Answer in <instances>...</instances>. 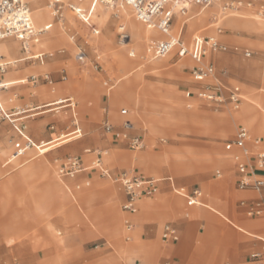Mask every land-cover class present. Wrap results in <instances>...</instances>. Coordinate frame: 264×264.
<instances>
[{"label":"rangeland","instance_id":"1","mask_svg":"<svg viewBox=\"0 0 264 264\" xmlns=\"http://www.w3.org/2000/svg\"><path fill=\"white\" fill-rule=\"evenodd\" d=\"M25 1L29 3L36 28L48 27L36 47V50L46 52L47 59L44 65L38 63L10 65L4 76L0 75V81L7 80L12 75L10 72L15 74L16 70L26 67H40L39 72L29 75L50 73L55 85L47 86L48 84L42 80L37 85L18 84L13 86L11 94H7L9 90L4 81L1 85L6 89L0 91V100L8 113L55 101L50 103L48 108L44 106L41 107L43 109L30 112L33 114L47 110L49 113H42L27 120L28 133L35 141V145L45 141L43 150L48 153L39 156V152L32 148L5 168L2 165L13 155L15 143L22 140L16 134L12 123L0 119V151L3 152L0 179L5 176L0 181V264H29L25 258H29L35 264H42L48 259H58L61 264H135L137 260L140 262L137 256H128L121 249V246L134 242L129 236V230L133 228L128 229L127 221L133 222L134 229L143 224L140 238L149 240L154 237L159 215L145 214L140 210L136 214H131L122 208L127 200L121 183L117 181L122 174H140L161 179L159 189L162 193L157 192L158 194L152 197L143 198L141 205L144 210L148 201L159 202L163 195L167 199L166 211L159 213L162 221L159 241L162 246L170 245L164 243L161 237L163 227L168 222L179 229V243L185 240L188 212L205 210L217 216L223 225L229 226L221 214L228 217L230 215L220 203L208 206L192 205L188 199L176 195L165 178L173 177L178 185L189 190L199 188L202 190L204 203L210 201L208 184L216 181L222 183L226 175L232 173L230 178L233 186V176L237 170L231 153L226 150V144L234 139L239 127L245 126L251 130L252 126L245 122L233 125L234 122L226 118L246 110L253 112L264 122L262 104L264 15L257 14L258 8H243L226 16L222 14V7L218 6L212 8V12L205 11L203 14L201 10H194L190 12L188 18L183 19L184 21L180 18L185 27L181 26L182 21L177 19L179 22L172 33L179 36L182 31V39L190 46L196 37L217 36L220 27L223 31L219 39L230 46L241 48L239 52L229 51L212 55L210 60L215 65L216 77L203 83V85L221 83L225 96L228 95L229 88L239 86L243 101L239 109L234 110L230 104L217 108L214 104L197 98L196 93L203 86L192 77L193 62L190 58L179 59L174 54L159 59L148 56L146 48L151 40H166V36L154 32L150 40H145L144 45L135 50V56L131 55L134 52L131 47L134 43L133 38L122 42L120 37L123 32L121 27H125L121 16L123 6L114 9L104 5L96 7L92 21L100 30V34L95 36L91 28L83 24L68 9L67 5L74 0H63L65 10L62 22H57L54 11L49 8L48 0H40L36 7L28 0ZM90 2L91 0H86V5ZM39 9L49 12L47 20L40 22L37 19L35 14ZM131 16L133 20L139 22L133 12ZM204 26L205 29H201ZM124 31L133 36L126 29ZM73 34L77 35L75 41L70 38ZM78 46H82L88 54L86 65H81L76 59ZM2 47L7 52L0 51V55L6 61L14 63L21 57L20 49L11 57V49L15 48L16 51L18 49L17 41H2L0 48ZM246 49L252 52L250 58L244 55ZM97 55L101 56L102 69L99 71L93 68ZM179 66H182L181 69H178ZM65 73L67 80L61 81ZM16 74L17 78L23 77L22 81L25 82V73ZM58 83H70L66 86L68 92L59 91ZM35 92L37 93L34 94ZM188 93L191 95L187 96ZM14 96L17 98L13 100ZM68 97L75 103L73 109L64 101ZM88 108L91 111H87ZM123 109L128 111L125 117L121 114ZM198 111L201 114H198ZM114 113L117 114V119L113 117ZM74 116L81 129L80 137L73 132L77 128ZM136 117L138 123L135 122ZM106 119L116 126L112 134H107L103 128ZM126 119L134 123L133 133L144 138L145 149L132 150L122 136L120 137L122 124ZM222 122L233 125L232 129H224ZM52 126L55 128L51 129ZM252 132L257 137H264V134ZM61 134L63 138L59 137ZM164 149L161 155L164 157L158 159L157 163L173 169L171 163L169 166L160 161H170V150L175 152L176 149H181V153L193 157L188 162L191 169L183 173H173L167 169L153 168L150 165L152 161H145L144 157L148 153L143 152L157 153L154 157L156 160L160 158L158 153ZM86 150H90V153H86ZM212 151L228 156L231 164L229 169L223 164H212L209 161ZM98 155L102 159L103 167L110 171V178L102 176L100 169L95 167L94 162ZM126 156H135L136 162H129ZM73 157H79L88 170L75 178L61 176L59 173L61 166L67 164ZM217 170L222 171V177H216ZM48 181L54 184L46 189L41 188ZM16 186L21 187L17 192L14 191ZM233 188L235 190L236 186ZM89 192L96 198L93 203L98 209L102 210L108 204H115V210L122 217L121 225L104 233L89 232L80 224L76 213L71 217H65L63 214L65 200L82 203L81 195ZM256 195L258 197V194ZM91 200L92 198L88 201ZM233 209L241 221L257 220V217H249L243 212L244 209L239 206V199L233 200ZM47 213L51 215L47 218L40 217ZM196 217L191 215L193 219ZM48 225L61 240V244L51 243L47 236ZM205 225V221L197 222L196 235L191 246L193 253L198 244L196 238L204 231L206 234L204 242L209 239L208 227ZM16 228L19 230L18 239L9 242L4 230L13 231ZM256 233L264 239V224L257 227ZM115 235L118 236L113 237ZM228 248L230 252L224 254L219 264H246V258L249 261L252 254L264 253V241L259 238L241 239L230 244ZM129 249L130 247H127L125 250ZM137 253L146 255L141 247L137 248ZM165 258H161L155 264H161ZM179 259L186 264H194L189 258Z\"/></svg>","mask_w":264,"mask_h":264},{"label":"built area","instance_id":"2","mask_svg":"<svg viewBox=\"0 0 264 264\" xmlns=\"http://www.w3.org/2000/svg\"><path fill=\"white\" fill-rule=\"evenodd\" d=\"M84 0H77L76 4H70L69 8L75 15L91 28L93 35L97 36L100 31L95 24L91 21V16L94 8L97 4L107 6L111 9L120 5L129 6L136 19L145 25L148 29L157 31L160 34L167 37L166 40H152L149 44V52L153 59L165 58L172 53H176L180 59L189 57L192 59L196 66L192 71L193 78L196 82L203 84L207 80L216 77L215 66L211 63H206L205 59L208 55L215 52H226L228 47L220 42L217 37H196L193 39L190 46H188L181 37L171 36L172 26L174 19L178 14L185 15L189 12V5H198L202 8H209L220 4L222 7V14L228 15L233 12H239L243 8H255L257 7V14L264 15V0H93L90 12L87 14L81 7ZM51 8L58 16L59 22L63 21L62 6L60 0H49ZM48 27L44 29H37L32 18L31 9L25 0H0V41L9 39L16 40L20 43L25 57L22 60L14 63L6 62L2 56H0V75L7 72L10 65L18 64L21 61H35L41 65L45 64L46 54L32 53V47L37 45L41 41L42 35L47 31ZM218 33H222V28H218ZM121 41L127 42L130 39L129 33L123 30L120 34ZM247 57H251L252 53L245 52ZM76 59L81 65H86L88 56L86 51L78 47ZM101 56L97 55L96 60L93 63V68L96 71L102 69ZM44 81L47 84H53L54 81L49 74L43 76L33 75L23 84L30 83L32 85L39 84L40 81ZM66 80V76L63 77ZM6 89L5 86H0V90ZM188 93L187 96H190ZM196 96L198 99L214 104L217 108H221L225 104H230L234 110H238L243 101V94L239 86L231 87L228 90V95L223 94V86L221 83L211 85H203L198 89ZM67 106L75 107L73 100H66ZM64 104V103H62ZM31 110L29 109H17L14 113H8L3 107L0 100V119L8 120L14 125L15 131L22 137L26 143L22 145L16 144L17 153L16 157L22 155L26 150L30 148H36L40 153L42 144L36 146L31 139H29L25 133L24 125H17L20 120L26 118L27 114ZM122 114H127L126 110L122 111ZM16 116H18L16 118ZM77 128L74 135L81 136V129L78 127V123L75 122ZM125 130H131L132 124L126 121L123 124ZM104 129L107 134L114 132V127L109 122H105ZM122 138L127 143L129 148L135 151H141L145 149V141L139 136H133L128 132L122 134ZM252 142V135L246 127H241L235 140L226 145L228 152H235L233 155L234 162L238 171L237 188L240 191L254 192L258 194V199L254 201L243 200L240 205L246 210V215L249 217H260L264 214V138H256L255 142L258 144L256 151L252 152L248 148V144ZM100 155V154H99ZM94 162L96 168L100 169L101 175L104 177H111V173L108 169L102 165V159L99 157ZM88 168L84 166L82 160L79 157H73L68 160V163L62 165L59 173L63 177L75 178L78 174L87 171ZM216 177H222L221 171H216ZM117 181L121 183L127 196V200L123 205V209L130 213L136 212L135 203L142 197H152L156 194L159 188L160 180L154 178H144L138 175L122 174L117 178ZM173 186L174 182L171 178L168 179ZM80 188V186H77ZM175 188V192L178 195L188 199L192 205H202V192L199 189L187 192L182 188ZM128 229H132V224L127 221ZM162 238L166 242L177 241L178 232L171 225H166L163 230ZM165 264H179L167 262ZM247 264H264V253H254L250 257Z\"/></svg>","mask_w":264,"mask_h":264},{"label":"crops","instance_id":"3","mask_svg":"<svg viewBox=\"0 0 264 264\" xmlns=\"http://www.w3.org/2000/svg\"><path fill=\"white\" fill-rule=\"evenodd\" d=\"M60 1H61V6H62V15H63V18H64L65 2L63 0H60ZM48 2H49V0H48ZM76 3H77V0H74V1L70 2L67 5L68 9L70 10V8H69V5L70 4H76ZM92 3H93V0H91V2L86 5V0H84V2L81 4V7L84 9V11L87 14L91 10ZM28 5H29V3H28ZM97 6H99V4H97ZM191 6L192 7L190 9H192V10L190 12H192L194 10H197L198 11V9L202 8L201 6H198V5H191ZM212 7H214V6H212ZM212 7H209V8H212ZM95 8H94V10H95ZM127 8H129V7H127ZM129 9L132 11L131 8H129ZM203 9L205 10V8H203ZM206 9H208V8H206ZM70 11L73 12L72 10H70ZM202 12H205V11H202ZM31 13H32V11H31ZM54 13H55V11H54ZM189 15H190V13H189ZM92 16H93V13H92ZM92 16H91V21H92ZM188 16L185 17V18H188ZM55 17H56V20L58 22L59 21L58 20L59 18L56 15V13H55ZM179 17H180V15H178L174 19L173 27H174V25L178 24L179 21L177 22V19L181 20ZM185 18H182V19H185ZM92 23H93V21H92ZM83 24H85V23H83ZM140 24H142V23L140 22ZM145 28H147V27H145ZM148 30H150V29H148ZM174 30H175V27H174ZM174 30L172 29V32ZM150 31H153V30H150ZM222 31H223V29H222ZM154 32H157V31H154ZM172 32H171V36H173V37H181V39H182V34H183L182 31H180L179 36L173 35ZM157 33H159V32H157ZM219 35L220 34L217 32V36H208V37H217L219 39ZM76 36H77L76 34H73L70 37L71 40L72 41H75L76 40ZM130 37H131V35H130ZM208 37H206V38H208ZM9 40H13V39H9ZM152 40H157V39H152ZM219 40H220L221 43H223L224 45H226L228 47V50L226 52H229V51L239 52L241 50V48L239 46H230L229 44L223 42L221 39H219ZM5 41H8V40H5ZM0 42H2V41H0ZM126 45L128 46V44H126ZM37 46H38V44L37 45H34L32 47V53L33 54H38V53H44V54H46V52H44L42 50H36V47ZM78 47L83 48L82 46H78ZM19 49L21 51V57L18 58L17 61L22 60L25 57V53L23 52L20 43L18 42V49H17V51L15 50V48L11 49V57L13 55H15L18 52ZM146 51H147L148 56L149 57H152L151 56V53L149 52V45L147 46ZM247 51L251 52L249 49H246V50H244V55H245V52H247ZM226 52H215V53H211L210 55H208L206 57L205 62L207 61L206 63L213 64L211 62V60H210L212 55H215V54H218V53H226ZM172 54H174L175 56H177L175 52L172 53ZM131 55H134L135 56V50H134V52L131 53ZM87 56H88V54H87ZM245 57H247V56L245 55ZM247 58H250V57H247ZM3 59L5 60L4 57H3ZM46 59H47V54H46ZM190 60L193 62V66L191 68V74H192V71H193L194 67L196 66V64H195V62L192 59H190ZM6 62H8V61H6ZM19 63H23L25 65L27 63H38V62L31 61V60H27V61H21ZM181 67L182 66H179L178 69H181ZM39 70H40V67H26V68L21 69V70H16L15 71V74L16 73H25L24 74L25 75L24 76L25 77L24 80L26 81L31 76H33V75H29L30 73H37V72H39ZM9 74H12V75L9 76L7 78V80H5L6 81L7 88L9 90V93H7V94H11V89L13 88V86H16L18 84H23L22 83L23 82L22 81L23 77L22 78H20V77L17 78L16 77L17 74L15 75L14 72H10ZM46 74H49L51 76L50 73H46ZM43 75H37V76H43ZM64 76H66V80H67V74L65 73V74H63L61 81H66V80H63V77ZM192 77H193V75H192ZM69 84L68 83H58V86H59L58 87L59 88L58 90L61 91V92L67 91L68 88L66 86H68ZM53 85H55V83L48 84L47 86H53ZM201 85L203 86V84H201ZM123 90H127V92L131 93L128 89H124L123 88ZM52 91H53V89H52ZM53 92H55V91H53ZM36 93L37 92H35L34 94H36ZM169 93H170V91H169ZM27 94H29V92L26 93V95ZM70 99H72V98H69L68 97V98H65L64 101L70 100ZM54 101L55 100H53V101H51L49 103H46V104H44L42 106H37L35 108H30V109L27 108V109L31 110L30 112H33V111H36V110L43 109L41 107H44V106H46L44 108H48V105L50 103L54 102ZM262 104L264 105V103H262ZM48 110H50V109H48ZM52 110L55 111V109H52ZM123 110H126V109H123ZM46 111L47 110L42 111V112H36V113H33V114H30V112H29L27 114V116H26L25 119L20 120L17 123V125H24L25 126V128H26L25 129V133H26L27 137L33 141V143L35 141L33 140V138L28 133L27 120H29V119H31V118L39 115V114H42V113H49V112H46ZM53 111H50V112H53ZM87 111H91V109L88 108ZM122 111H121V114H122ZM139 113L144 118V116L141 114V112H139ZM127 114H128V111H127ZM127 114H125V115L122 114V115H123V117H125ZM198 114H201V112L198 111ZM113 117H115L117 119V114L114 113L113 114ZM137 119H138V117L135 118V122L136 123H138ZM226 119H231L234 122L233 125H238L241 122L242 123L245 122V123H249L252 127H257L261 123V119L257 118V116H255L253 114V112H249V111H246V110H243V111H241V112H239V113H237L235 115H232L231 118H226ZM226 119H224V120H226ZM73 120H74V122H77L75 116L73 117ZM144 120H145V118H144ZM126 121H129L132 124V129L131 130H128L127 131V130L124 129L123 124ZM105 122H109L114 127V130L116 129V126L109 119H106L104 121L103 128H104ZM123 124H122V129H121V132H120L121 133L120 134V137L122 136L123 133L128 132V133H130L133 136H139V137L143 138L142 136L136 135V134L133 133L134 123L131 120L126 119V120L123 121ZM233 125H231L230 123H227V122H222V126H223L224 129H228V130L230 129L231 130L232 127H233ZM13 127H14V125H13ZM241 127H245V126H241ZM241 127H239V129ZM54 128H55V126H52L51 127V129H54ZM238 130H237V132H238ZM249 131H250V133L252 135V142L248 144V148L252 152H254V151H256V149L258 147V144L255 142V139L256 138H264V137H257L256 134H254L251 130H249ZM237 132H236V134H237ZM16 134L19 136L20 140H22V142H17V143H20L22 145H25L26 141L22 137H20V135L17 132H16ZM236 134L234 136V139L229 140L227 142V144L230 143V142H232L233 140H235ZM61 135L59 136L60 138H62ZM17 143H15V146H14L15 147V151H14L13 155L11 156V158L8 161H5L4 162V164L2 165L3 168H5L10 163H12L14 160L23 157V155L26 152L32 150V148H30V149L26 150L22 155L16 157L15 154L18 151L17 148H16V144ZM41 144H42V146H41L42 148L39 147V145H41ZM44 145H45V141H42L40 144L36 145V146H38L40 148V153H39L40 155L39 156L45 155L46 153H48V151H44L43 150ZM254 147H256V148H254ZM165 149L161 153H158V156L160 158H157L156 160H154V157L156 156L157 153H153V152H150V153L149 152H143V153H148L147 156L144 157L145 161H148V160L152 161L150 163V165L153 168L167 169V170H170L173 173H183V172L189 171L191 169V168H189L190 166H189V163L188 162H189V160H192L193 157H191L190 154L187 155V154L181 153V151H182L181 149H176L175 152H173V151L170 150L169 159H170V163L174 166L173 169L172 168L170 169L167 166H163L159 162L157 163L156 161H159L158 159H162V157H164V156H161V155H163V152L165 151ZM85 152L86 153H90V150H86ZM230 153H231V157L233 159V155H234L235 152H230ZM134 157H127L126 156V159L129 162H131V163L132 162H136ZM208 159H209V161L212 164H214V163L223 164L226 167V169H229V167L231 166L230 161L228 160V156L227 155H224V154H221L218 151H212L210 153V156H209ZM2 160H3V152L0 151V162ZM233 161H234V159H233ZM139 165L145 166L144 164H140V163H139ZM234 165L236 167L235 162H234ZM33 169L35 170L34 166H33ZM236 170H237V168H236ZM219 171H221V170H219ZM137 175L138 176H141V177H144V178H152V177H146V176H143V175H140V174H137ZM215 175H216V172H215ZM231 175H233V174L232 173H228L226 175V177L224 178V180H223L222 183H220L219 181H216V182H213V183L208 184L207 185V191H208L209 196H210V201L208 203H204L203 202L204 201V196H203V193H202V199H201L202 205H200V206H204V205H206V206H208V205H215L216 202L217 203H220L224 207V209L227 210V213H229V215L232 218V220L240 228H243L245 231H247V233L246 232L239 231L238 229H236L232 225H229L230 227L223 225L221 223V221L218 220V217L215 216L214 214H211L210 212H207V211L203 210V211H199V212H196L195 213L193 211L191 213L190 212L187 213L188 220L186 221V224H185L186 225L185 226V240L183 242L179 243V241H180V231H179V229L175 225H173L172 223H169L168 222V223H166L164 225V227L166 225H168V224L171 225L172 227H174L177 230V232H178V237L179 238H178L177 241H171V242H166L162 238V241L164 243L170 244V245L162 246L161 243H160V241H159L160 226H161V222H162L161 221V216H160L161 214H159V213L160 212L162 213V212H165L166 211V208H167V199L163 195L160 198L159 202H157V201H148V202H146L145 209L142 210L141 200H143V198H145V197H142V198H140L137 201L136 212L131 213V214H136L138 212V210L142 211L145 214L155 213L157 216L159 215L158 216V220H159L158 226L155 229L154 237L152 239H149V240H144V239L140 238V233H141L142 228H144V225L143 224H140L136 229H134L133 222L132 221H129L132 224V226H133V230H129L130 231L129 236H130V239L132 238L131 241H134V242H132V243L129 242V243H127V245L121 246V249L123 250V252L125 251L124 253L126 255H128V256H131V255L137 256L140 259V262H137L138 261L137 260V261H135V264H155L157 261H159L163 257H166V258L161 262V264H165L167 262L179 263V264H186V263L182 262L179 258H182L184 260H188V258H189V260L191 259V262L194 263V264H219L221 262L222 258L224 257V254L230 252V249L228 248L230 244L236 243V242H238L241 239L248 240L250 238H259L262 241H264V239L261 238V237H259V235L256 233L257 227L259 225L264 224V215L263 216H260V217H257V220H255V221H241L240 218L236 215V213H235V211L233 209V200H235V199H239V206H241L240 205L241 201H243V200L254 201V200L258 199V197H257L256 193H254V192H250V191L243 192V191H240L237 188L238 171L235 173V176H233V178H234V184H233V186L234 185L236 186V188H235L236 191H235L234 188H233V186L231 185V178H230ZM169 178H171L173 180L174 186L176 188L185 189L187 192H192L193 191V190H189L185 186L178 185L175 182V180H174L173 177H167V178H165V180L168 181ZM168 183H169L170 187L172 188V191L175 192V188H174L173 184L170 181H168ZM53 184H54L53 182L48 181L41 188L46 189L47 187H50ZM20 188H21L20 186H16V188L14 189V191L17 192ZM159 188L157 190L158 193L160 192V189ZM200 191L202 192V190H200ZM160 193H162V192H160ZM176 195H178V194L176 193ZM178 196H181V195H178ZM181 197H183V196H181ZM212 197H214V198H212ZM80 198L83 199L82 200V203H77V202H74L73 200H72L73 202L71 203V202L65 200V202L67 204L68 203L70 204V205L68 204L69 206L66 203L64 204L65 205V208H64L63 214L65 215V217H71L73 214L76 213L77 216H78V218H79V220H80V224L85 229L89 230V232H101V233H104V232L113 230L116 227H118L119 225H121L122 217L115 210L116 208H115V204L114 203L108 204L106 207H104L101 210V209H98L97 207L94 206V203L93 202L95 201L96 198L94 197V195L92 193H90V192L89 193H83ZM90 198H92V200L91 201H88V200H90ZM243 212L246 214V210L245 209H244ZM50 215H51L50 213H47V214H45L43 216H40V217H45L46 216V218H47ZM191 215H196L197 217L195 219H193V218L190 217ZM201 221H205L206 222L205 227H208V231L207 232H208L209 239H208V241L206 243L204 242V239H205V236H206L205 231H204L203 234H201L198 238H196V240L198 241V244H197V246L195 248V252L193 253L191 251L192 240H194V237L196 235L197 222H201ZM164 227H163V230H164ZM47 230H48L47 231V236H49L48 238L51 241V243H53L55 245L61 244V240L58 239V237L55 235V233L52 230V228H51L50 225L47 226ZM163 230H162V234H163ZM18 231H19L18 228L14 229L13 231L10 230V229H5L4 230V235L6 236V239L9 242H13L14 239L15 240L18 239V235H17ZM117 236L118 235H115L113 237H117ZM135 236H136L137 239H135ZM161 237H162V235H161ZM127 247H130V249L128 251L125 250ZM140 247L144 249L146 255L143 256V255H140L139 253H137V248H140ZM25 259L27 260V262L29 264H35L32 260H29V258H25ZM142 261H143V263H142ZM153 261H154V263H152ZM245 261H246V264H247L248 263L247 258H246ZM48 263L61 264V262L58 259H53V260L52 259H48V260H46L42 264H48Z\"/></svg>","mask_w":264,"mask_h":264},{"label":"bare ground","instance_id":"4","mask_svg":"<svg viewBox=\"0 0 264 264\" xmlns=\"http://www.w3.org/2000/svg\"><path fill=\"white\" fill-rule=\"evenodd\" d=\"M29 2H31L35 7H36V5L38 4V2L40 1V0H28ZM100 5V4H99ZM120 6H123L122 7V9H123V12H122V22L124 23V25H125V27L124 26H122L121 27V29L122 30H127V31H129V32H131L132 33V35L133 36H131L132 38H133V41H134V43H133V45L131 46V47H133V49L134 50H137V49H139V48H141L143 45H144V43H145V40H150L151 39V37H152V35H153V33H154V31H150V30H148L147 28H144L143 26H142V24H140V22H137V21H135V19L133 20V18H132V12H131V10L129 9L130 7L129 6H127V5H120ZM126 6V7H125ZM221 7V5L220 4H218V5H216V6H214V7ZM127 7H129V8H127ZM192 6L191 5H189L188 6V8L190 9ZM214 7H212V8H214ZM50 9H51V6L49 7ZM212 8H209V9H203V8H200V9H198V10H201V11H210ZM96 9V8H95ZM111 9V8H110ZM36 10V9H35ZM192 9H190L189 10V12H187L185 15H183V14H178V15H180V17L179 18H185V17H187L188 15H189V13H190V11H191ZM36 12V11H35ZM37 14H35V16L37 17V19L40 21V22H43V21H45V20H47L48 19V16H49V12L47 11V10H45V9H42V10H37V12H36ZM204 12H202V14H203ZM201 16V15H200ZM183 20V19H182ZM182 20H180V21H182ZM184 21V20H183ZM183 21H182V23H180L181 24V26H184L185 27V25H184V23H183ZM183 24V25H182ZM174 27H175V25H174ZM174 27H173V30H174ZM201 29H205V26L204 27H202ZM173 33V32H172ZM0 51L1 52H3V53H6L7 52V50H5L3 47L2 48H0ZM7 75V74H6ZM4 76V75H3ZM5 81V80H4ZM4 81H0V86H2L1 84L4 82ZM0 91H2V90H0ZM17 97L16 96H14V98H12L13 100L14 99H16ZM251 130L252 131H254L255 133H260V134H264V122L261 120V123H260V125H258L257 127H252L251 128ZM264 136V135H263ZM61 137L63 138L64 136L63 135H61ZM254 148H256V147H254ZM104 153V152H103ZM33 160V159H32ZM30 162V161H29ZM160 162H162V163H164V165L165 164H167V165H169L170 166V161H160ZM21 167V166H20ZM5 178V176L3 177V178H1V179H4ZM1 179H0V181H1ZM139 200V199H138ZM137 200V201H138ZM137 201H136V203H135V206L137 205ZM143 208V207H142ZM145 208V207H144ZM217 213H219L218 211H216ZM219 214H221V213H219ZM221 216H223V218L230 224V225H232V226H234L236 229H238L239 231H242V232H246L247 233V231H245L243 228H240L233 220H232V218L231 217H228V216H224L223 214H221ZM263 216V215H262ZM191 217V216H190Z\"/></svg>","mask_w":264,"mask_h":264}]
</instances>
